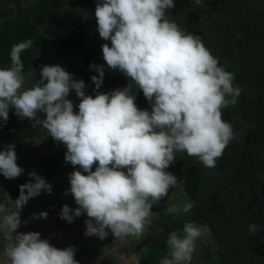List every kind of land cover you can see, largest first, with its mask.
<instances>
[{
  "label": "clouds",
  "instance_id": "obj_1",
  "mask_svg": "<svg viewBox=\"0 0 264 264\" xmlns=\"http://www.w3.org/2000/svg\"><path fill=\"white\" fill-rule=\"evenodd\" d=\"M174 7L175 0H97L96 30L111 45H102L103 60L108 70L130 78L123 88L86 95L84 81L60 65H43L40 79L26 87L21 53L33 47L32 39L14 44L11 65L0 68V121L6 124L14 109L18 119L31 121L62 143L67 149L65 162L80 169L68 178V191L78 207L73 210L65 204L59 215L71 224L86 213V237L103 241L111 233L115 240L145 238L153 205L178 186V177L166 171L177 153L214 168L237 139L233 125L223 120V110L237 104L243 89L199 35L168 18ZM89 67L98 73L90 78L96 91L106 68ZM133 87L142 90L151 111L137 107ZM72 91L80 101L78 111L68 99ZM23 173L15 145H6L0 150V174L12 180ZM28 176L29 182L19 186L18 198L13 201L5 193L6 199L0 201L4 264H79L74 246L59 249L41 239L39 232H17L27 223L20 213L29 199L52 192L51 184L35 171ZM193 207L186 202L168 207L167 213H188ZM47 216L40 212L33 218ZM260 230L257 224L249 225L252 234ZM210 234L207 224L194 222L170 231L167 255L160 264H192L196 242Z\"/></svg>",
  "mask_w": 264,
  "mask_h": 264
},
{
  "label": "rangeland",
  "instance_id": "obj_2",
  "mask_svg": "<svg viewBox=\"0 0 264 264\" xmlns=\"http://www.w3.org/2000/svg\"><path fill=\"white\" fill-rule=\"evenodd\" d=\"M39 0H21L26 8L34 7ZM52 3L51 18L59 13L71 12L75 21H77L87 32V52L100 57L102 56V45L109 43L99 37L98 31L91 26L88 14L94 9L97 0H50ZM255 7L251 0H202L201 5H196L194 0H175V7L169 10L168 18L174 20L183 30L199 35L205 46L211 53L218 58L220 52H231L229 41L234 47L232 53H236L237 39L242 38V32L237 28L241 25L248 26L247 33L248 45L251 47L253 55L264 54V23L262 20H253L252 14ZM14 7L8 0H0V11H5L8 7ZM247 14L249 16H247ZM252 20L249 22L248 19ZM227 25V27H226ZM111 46V45H110ZM79 57L65 61L67 65L76 71ZM49 45L41 48L35 58L33 69L35 76L31 71L24 74L26 87H31L35 80L40 79V70L43 65H53L61 62ZM104 61V60H103ZM227 59L222 60L223 66H232L235 70V63ZM0 68H6L0 63ZM116 88H123L130 83V78H125L118 70H111ZM78 80H83L79 78ZM86 95L95 97L94 89H84ZM133 93L136 95V105L141 110L151 111V105L143 95L142 90L133 87ZM257 92L251 90L247 92L249 97L255 96ZM74 104V111L78 110L79 98L75 91H72L68 97ZM241 95L234 107H229L232 116V125L237 139L233 140L224 154L234 155L229 165L223 171L204 170V179L195 201L187 199L182 191L180 182L176 188L170 189L168 197L162 199L159 204L153 205L150 217L151 225L145 238L134 240V253L131 255H115L121 248L123 242L115 240L109 236L101 241L96 236L86 237L85 220L88 219L86 213L76 218L69 224L60 218L62 206L56 205L55 200H60L71 208L78 207L74 198L68 191L70 184L62 195L53 192L51 199L49 197L37 196L22 209L20 216L21 227L17 232H39L41 239H47L59 249L69 246L76 248L75 259L79 264H160L161 259L167 255L166 240L170 231L182 229L186 222H194L202 226L207 224L210 228V235L204 236L196 242V253L193 256L192 264H232L227 255L233 256V264H264V251L257 242L256 234L249 232V225L257 224L261 227L262 216L258 212V205L251 202L250 194L247 192L243 179L235 174V165L242 164V156L253 154L252 159L260 160L264 154H260L261 148L251 149L246 139L251 126L247 124L241 116ZM237 146V149L234 146ZM66 163V162H64ZM58 161L52 170L63 165ZM32 170H34L32 168ZM77 170H80L77 168ZM51 171V170H47ZM95 171V165L93 166ZM166 171H172L171 166ZM62 176L68 179L72 173ZM45 173V172H44ZM86 174V173H84ZM264 177V170L258 173ZM4 184H7L9 196L14 201L19 195V186L29 182L31 178H15L7 181L2 174ZM39 175V174H38ZM21 176V175H20ZM69 180V179H68ZM15 181V184L13 182ZM68 192L67 195L65 193ZM5 195L0 189V201L5 200ZM51 200V202H50ZM186 202H191L194 207L188 213H167L170 206L180 207ZM204 210V218H201L199 209ZM40 212H47L46 219H34V214L38 216ZM2 239V237H0ZM132 239L129 237V240ZM146 249V254L140 256L141 250ZM0 264H4V256L0 249Z\"/></svg>",
  "mask_w": 264,
  "mask_h": 264
},
{
  "label": "trees",
  "instance_id": "obj_3",
  "mask_svg": "<svg viewBox=\"0 0 264 264\" xmlns=\"http://www.w3.org/2000/svg\"><path fill=\"white\" fill-rule=\"evenodd\" d=\"M14 7H8L5 11H0V63L6 67L11 65L10 51L14 44L27 39L33 40V47L21 53L24 74L31 71L35 64V58L41 48L49 45L54 54L62 61L53 64L60 65L69 73L74 74V79L82 78L88 88L95 89L91 81V76L98 75L91 70L90 64L105 65L106 71L103 84L99 93H108L114 90V77L111 70L107 69L105 61L100 57L87 52V32L72 16L71 12H63L51 18L52 3L50 0H39L34 7L26 8L21 0H8ZM254 2L253 20H262L264 23V0H251ZM95 7L89 12L88 18L91 26L97 29L95 19ZM247 16H249L247 14ZM252 22L251 18L248 19ZM264 26V25H263ZM227 27V25H226ZM248 26L241 25L237 30L242 32V38L237 39L236 53H232L234 47L228 42L231 52H220L219 63L223 66L222 60L229 62L237 60L235 70L232 66L225 69L235 74L234 84L240 86L241 93V116L242 119L251 126L247 136V143L251 149L261 148L260 154H264V54L253 55L251 47L248 45ZM76 71L71 69L65 61L77 58ZM255 90V96L249 97L247 92ZM223 120L232 124V116L229 108L223 110ZM0 130L3 132L4 144H17V152L23 151L29 146L30 130L28 120H20L14 114V109L9 112V119L6 124L0 121ZM237 149V146H234ZM253 154L242 156V164L235 165V174L243 179V184L250 194L251 202L258 205V212L261 214L262 225L257 238L258 244L264 251V177L258 173L264 170V158L260 160L252 159ZM234 155L224 154L217 160L214 168H206L199 163L196 158L189 157L184 153H177L176 161L171 165L172 171L178 177L181 188L185 196L190 201H195L204 179V170L223 171L233 160ZM60 161L59 157L42 158L38 165L43 168ZM70 163H64L57 167L56 171L61 173L72 168ZM4 183V182H3ZM7 184L4 187L9 194ZM201 218H204V210L198 208ZM233 261L232 255H227Z\"/></svg>",
  "mask_w": 264,
  "mask_h": 264
},
{
  "label": "crops",
  "instance_id": "obj_4",
  "mask_svg": "<svg viewBox=\"0 0 264 264\" xmlns=\"http://www.w3.org/2000/svg\"><path fill=\"white\" fill-rule=\"evenodd\" d=\"M41 119L45 118L43 113H38ZM28 127L30 130V139H29V146L25 148L21 152H17V144L15 145V152L17 154V164L18 166L22 167L24 169V173L19 176V178H26L29 177L28 173L35 171L37 174L42 176L47 183L51 184L52 186V192L44 193L42 192L39 196L40 197H49L51 199V194L53 192L57 193L56 195L60 194L67 190V187L69 186V180L61 178L62 176H65L66 174H69L71 171L77 170V168H70L68 170H65L64 172H57L56 170H52L54 168L55 164H51L49 166L41 168L38 165V161L42 158H49V157H59L60 162H65L64 155L67 151L66 147L62 143H58L54 141L51 136H48L46 131L42 129H38L33 127V124L31 121L28 120ZM6 145L4 144V137L3 132L0 130V150H3ZM32 168L34 170H32ZM51 170V171H47ZM45 172V173H44ZM84 174V173H83ZM30 178V177H29ZM17 179V178H16ZM9 182V180H7ZM15 184V181L13 182ZM0 189L2 190L3 194L5 193L9 196L10 194L7 193L4 183L2 180V176L0 175ZM6 198V197H5ZM12 199V198H11ZM34 198H31L30 200H33ZM51 202V200H50ZM56 205H59V207H63L66 203L65 201L62 202L60 200H55L54 202ZM123 242L121 248L115 255H131L134 253L133 248V239L126 238L124 240H120ZM146 254V249L141 250L140 256H144ZM102 264V263H101ZM111 264H116V261L111 262ZM129 264V263H126ZM142 264V261L140 260V263Z\"/></svg>",
  "mask_w": 264,
  "mask_h": 264
},
{
  "label": "flooded vegetation",
  "instance_id": "obj_5",
  "mask_svg": "<svg viewBox=\"0 0 264 264\" xmlns=\"http://www.w3.org/2000/svg\"><path fill=\"white\" fill-rule=\"evenodd\" d=\"M75 111H78V110H75Z\"/></svg>",
  "mask_w": 264,
  "mask_h": 264
}]
</instances>
